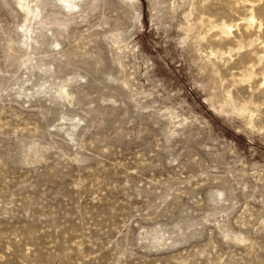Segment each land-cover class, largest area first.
Listing matches in <instances>:
<instances>
[{"label": "rangeland", "instance_id": "obj_1", "mask_svg": "<svg viewBox=\"0 0 264 264\" xmlns=\"http://www.w3.org/2000/svg\"><path fill=\"white\" fill-rule=\"evenodd\" d=\"M68 1L0 0V264H264V0Z\"/></svg>", "mask_w": 264, "mask_h": 264}, {"label": "bare ground", "instance_id": "obj_2", "mask_svg": "<svg viewBox=\"0 0 264 264\" xmlns=\"http://www.w3.org/2000/svg\"><path fill=\"white\" fill-rule=\"evenodd\" d=\"M66 5H68V6H73V5H71V3L68 1V0H62ZM70 1H72V0H70ZM67 6V7H68ZM222 30L224 31V32H228V30H227V28L226 27H222Z\"/></svg>", "mask_w": 264, "mask_h": 264}]
</instances>
